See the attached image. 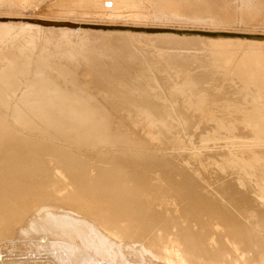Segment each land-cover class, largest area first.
<instances>
[{
  "label": "bare ground",
  "instance_id": "obj_1",
  "mask_svg": "<svg viewBox=\"0 0 264 264\" xmlns=\"http://www.w3.org/2000/svg\"><path fill=\"white\" fill-rule=\"evenodd\" d=\"M0 264H264V34L0 18Z\"/></svg>",
  "mask_w": 264,
  "mask_h": 264
},
{
  "label": "rangeland",
  "instance_id": "obj_2",
  "mask_svg": "<svg viewBox=\"0 0 264 264\" xmlns=\"http://www.w3.org/2000/svg\"><path fill=\"white\" fill-rule=\"evenodd\" d=\"M99 1V0H97ZM1 0L0 18L264 34V0Z\"/></svg>",
  "mask_w": 264,
  "mask_h": 264
}]
</instances>
